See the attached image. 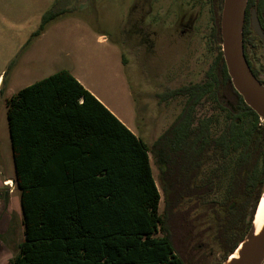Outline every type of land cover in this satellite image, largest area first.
Segmentation results:
<instances>
[{
    "label": "trees",
    "instance_id": "trees-1",
    "mask_svg": "<svg viewBox=\"0 0 264 264\" xmlns=\"http://www.w3.org/2000/svg\"><path fill=\"white\" fill-rule=\"evenodd\" d=\"M205 1L216 57L201 82L163 97L184 103L150 147L66 70L7 100L24 226L9 264H184L171 226L182 232L186 253L202 254L206 239L222 264L245 240L264 191V122L227 74L223 0ZM253 10L264 33V0H248L243 50L251 74L264 86L248 58ZM63 15L45 13L31 39ZM150 156L158 170L162 214ZM222 181V195L215 198Z\"/></svg>",
    "mask_w": 264,
    "mask_h": 264
},
{
    "label": "rangeland",
    "instance_id": "rangeland-1",
    "mask_svg": "<svg viewBox=\"0 0 264 264\" xmlns=\"http://www.w3.org/2000/svg\"><path fill=\"white\" fill-rule=\"evenodd\" d=\"M59 10L66 15L31 39L43 15ZM210 33L205 0H0V264H9L24 239L7 100L59 71L78 70L109 99L118 119L150 147L184 103L180 97H163L201 82L213 63L218 46ZM250 38L248 58L264 76V46L253 32ZM120 57L125 64L121 76L132 97L129 104L123 102L121 90L119 98L105 91L109 86L104 83L114 85ZM150 165L162 214L163 195L151 156ZM224 186L222 181L215 198L221 197ZM177 227L171 226L172 241L184 264H218L219 251L209 240H204L202 254L186 253Z\"/></svg>",
    "mask_w": 264,
    "mask_h": 264
},
{
    "label": "water",
    "instance_id": "water-1",
    "mask_svg": "<svg viewBox=\"0 0 264 264\" xmlns=\"http://www.w3.org/2000/svg\"><path fill=\"white\" fill-rule=\"evenodd\" d=\"M247 3L248 0H223L220 17L222 56L233 89L264 122V86L251 74L243 50V27ZM250 24L252 31L264 45V33L254 10L251 13ZM260 199L255 207L253 217ZM263 261L264 233L249 245L240 264H262Z\"/></svg>",
    "mask_w": 264,
    "mask_h": 264
},
{
    "label": "crops",
    "instance_id": "crops-1",
    "mask_svg": "<svg viewBox=\"0 0 264 264\" xmlns=\"http://www.w3.org/2000/svg\"><path fill=\"white\" fill-rule=\"evenodd\" d=\"M101 40L104 41V39H101ZM123 68H125V64H123V60L120 57V63H116V67L114 69V74L116 75V80L114 81V85H106L105 83H104V85H105V87L109 86L108 87L109 89L107 88V89H105V91H108V93H110V94L116 95L118 98L120 97L119 92L121 90V93H122L121 98H122L123 102L124 103L126 102L127 104H129L132 97H131V92H129V90L127 89L125 81H124L123 77L121 76V72H122ZM68 72L83 86L84 89H86L90 94H92L117 119L119 118V116H117V114L115 112V108L113 106H111L109 99L104 95V93L102 91H100L98 86H96L95 84L86 80V77L84 76L85 74H82V72H80L78 70L77 71H75V70L74 71H68ZM121 123L124 124L123 122H121ZM124 125L133 133V130L128 126V124H124ZM0 169H2L1 165H0Z\"/></svg>",
    "mask_w": 264,
    "mask_h": 264
},
{
    "label": "bare ground",
    "instance_id": "bare-ground-1",
    "mask_svg": "<svg viewBox=\"0 0 264 264\" xmlns=\"http://www.w3.org/2000/svg\"><path fill=\"white\" fill-rule=\"evenodd\" d=\"M264 233V192L261 195V199L257 206L253 222L251 225V231L247 235L245 241L239 245L236 251L229 256V258L223 264H240L244 259L245 253L249 248V245L256 241L260 235Z\"/></svg>",
    "mask_w": 264,
    "mask_h": 264
},
{
    "label": "flooded vegetation",
    "instance_id": "flooded-vegetation-1",
    "mask_svg": "<svg viewBox=\"0 0 264 264\" xmlns=\"http://www.w3.org/2000/svg\"><path fill=\"white\" fill-rule=\"evenodd\" d=\"M220 17H221V12H220ZM211 29H212V23H211ZM210 35H211V33H210Z\"/></svg>",
    "mask_w": 264,
    "mask_h": 264
}]
</instances>
